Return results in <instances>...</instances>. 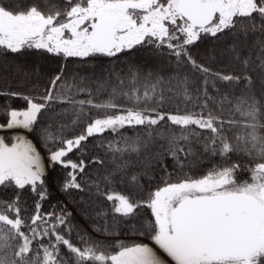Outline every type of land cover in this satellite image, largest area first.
Instances as JSON below:
<instances>
[{"label": "snow or ice", "instance_id": "6c2138e0", "mask_svg": "<svg viewBox=\"0 0 264 264\" xmlns=\"http://www.w3.org/2000/svg\"><path fill=\"white\" fill-rule=\"evenodd\" d=\"M250 36L254 58L242 54ZM225 37L239 72L194 52ZM31 51L63 62L43 90H0V189L13 193L0 200V264H264V0H0V56ZM141 51L151 66L130 59ZM90 138L103 156L68 158ZM90 164L104 171L87 190L108 202L95 230L112 234L111 214L148 242L93 240L65 208L43 210L47 167L70 169L61 190L83 192Z\"/></svg>", "mask_w": 264, "mask_h": 264}, {"label": "trees", "instance_id": "16d2710c", "mask_svg": "<svg viewBox=\"0 0 264 264\" xmlns=\"http://www.w3.org/2000/svg\"><path fill=\"white\" fill-rule=\"evenodd\" d=\"M243 39V37H241ZM255 37L250 36L248 38L249 47L243 50V55L247 56L249 50L253 53V58L255 57V53L258 49L251 48V42ZM232 44L231 37L222 38L219 43H209L205 42L200 44L198 48L194 49L195 53H198V59L209 64L210 67L214 71H223L226 73L229 72H239L240 66L232 59L233 53L227 51V49ZM130 59L135 61L137 64L144 65L145 62L151 66L152 61L149 59V55L147 52L141 51L139 53L133 54ZM125 57H121V61H125ZM63 61L49 56L44 53H37L35 51H31L26 53L23 56H0V90H15V91H25L27 92L33 84L39 83L41 90L46 86V82L51 76H54L60 68V64ZM103 66L105 68L111 67V63L107 60L102 61ZM69 70H75L80 68V65L75 64L74 62H69L68 64ZM89 69L96 67L95 65H89ZM124 67L126 69V64H117V69ZM37 70H39L40 80H37ZM149 69L145 67L144 71L147 72ZM88 74V73H82ZM97 76L102 75L100 69L96 68ZM255 76L256 73L254 72ZM118 83L113 79L112 83L108 85V89L110 90L112 84ZM93 89H95L96 85L92 84ZM86 98V97H79ZM6 97H0V105H3L6 101ZM98 99H107V93L102 92ZM13 107L22 108L23 101L21 100H12L11 101ZM74 113L69 112L66 115H61L57 117V123L53 127L52 131L55 133L56 129L59 127V123H65L71 125L72 120L74 119ZM5 117L0 116V122H3ZM72 128L75 130V134H79L81 130V126L72 125ZM69 138L72 135V131H66L64 133ZM127 135H133V133L129 130ZM7 138V135H5ZM106 139H111L110 134H105ZM35 141V136L32 137ZM11 142V141H9ZM39 146V142L36 141ZM162 142H158L154 145L150 146L151 152H156L159 149V144ZM98 144V138H90L88 142L85 143V149L87 150V155L81 157L79 153H73L69 155V159L74 161H78L79 159H84L85 161H89L94 155H104L102 149L96 147ZM40 150L47 156L46 148L41 147ZM135 158V157H133ZM111 159V157H109ZM210 165L205 164L204 167H208ZM112 165H109L111 168ZM70 169H63L60 166H55V168L49 167V176H47V190L50 196V199L43 202V210L49 211L51 210V205H58L57 211L60 208H65L68 213H70V221L73 225L76 226L80 233H87L89 237L93 240L103 241L109 244L115 243L117 240H123L125 243H131L133 240H144V237L136 236L135 234L127 231L125 225L121 224L118 226L113 225L111 214L108 217L109 225L114 227V232L112 234H106L103 232L96 231V227L98 225H103V220H97L95 216L94 208L103 205L104 207H108V202L103 200L102 198H97L90 196L89 191L86 187V180L95 179L97 172L103 173V169H101L97 165H89L86 169L88 174L87 177L81 176L80 180L82 183H85V191L81 192L78 190H71L69 192H65L61 190V185L64 182L65 177L67 176V172ZM242 179H247V174H242ZM117 191H124L122 186H116ZM94 191V189H93ZM13 193L9 190L0 189V200H8L12 197ZM24 201L26 202V206L31 210L34 207L35 198L31 194L30 191L24 193ZM73 240L76 241V233H73Z\"/></svg>", "mask_w": 264, "mask_h": 264}, {"label": "rangeland", "instance_id": "374dc122", "mask_svg": "<svg viewBox=\"0 0 264 264\" xmlns=\"http://www.w3.org/2000/svg\"><path fill=\"white\" fill-rule=\"evenodd\" d=\"M20 131V134H24L23 133V130H19ZM0 135H7L6 133H0ZM32 138V137H31ZM41 151V150H40ZM42 152V151H41ZM43 153V152H42ZM45 156V155H44ZM45 158H46V156H45ZM50 167V166H49ZM49 167H47V169H46V175L47 176H49ZM146 242H148V241H146Z\"/></svg>", "mask_w": 264, "mask_h": 264}]
</instances>
